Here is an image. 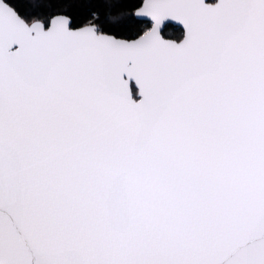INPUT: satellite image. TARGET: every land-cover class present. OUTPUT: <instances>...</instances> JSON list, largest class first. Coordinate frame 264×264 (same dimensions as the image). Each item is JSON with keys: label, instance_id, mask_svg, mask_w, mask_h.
Returning a JSON list of instances; mask_svg holds the SVG:
<instances>
[{"label": "snow or ice", "instance_id": "1", "mask_svg": "<svg viewBox=\"0 0 264 264\" xmlns=\"http://www.w3.org/2000/svg\"><path fill=\"white\" fill-rule=\"evenodd\" d=\"M0 264H264V0H0Z\"/></svg>", "mask_w": 264, "mask_h": 264}]
</instances>
